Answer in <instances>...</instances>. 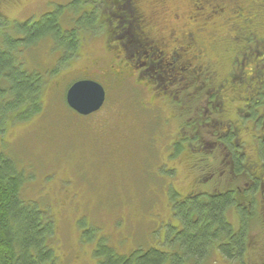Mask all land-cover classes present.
<instances>
[{
	"label": "rangeland",
	"instance_id": "374dc122",
	"mask_svg": "<svg viewBox=\"0 0 264 264\" xmlns=\"http://www.w3.org/2000/svg\"><path fill=\"white\" fill-rule=\"evenodd\" d=\"M94 1L0 0L2 47L4 38L21 37L25 21H37L47 12H57L64 28L59 35L62 44L52 37L41 38L40 33L37 41L21 45L18 59L22 68L37 70L47 78L43 109L26 120L8 119L0 134V151L11 157L27 177L23 195L28 204L38 208L46 221L48 215L52 217L55 236L50 242L56 264H94V251L101 239L121 253L150 248L170 233V219L176 222L171 214L176 201L172 193L176 191L182 197L200 186V173L191 168L190 159L174 156L171 147L173 140L187 136L189 128L187 132L181 128L184 117L175 114L173 101L153 98L150 91L137 87L135 75L145 64L139 68L131 64L136 52L143 54V48L121 52L117 39L107 29L109 18L104 21L113 9L103 2L108 0H99L98 5H93ZM198 1L142 0L147 30L157 33L161 40L172 39L175 30L181 33L194 29L199 35L194 6ZM92 6L98 22L92 20ZM113 7L116 18L108 16L114 22L121 21L122 14L116 12L115 4ZM88 20L90 28L83 30ZM97 24L100 26L95 27ZM75 25L80 27L75 30L76 53L68 38L72 32L69 29ZM213 26L206 25L203 36L210 37ZM28 28V32L35 30L31 25ZM195 47L201 49L200 42ZM141 59L146 60L143 56ZM229 64L221 68V73L228 71ZM113 70L124 73L121 84L110 80L108 74ZM86 75L104 85L106 101L97 112L81 115L68 105L66 93L74 81ZM230 105L234 112L236 104ZM243 138L250 143L251 133ZM212 163L219 167L218 161ZM219 179L215 177L212 183L222 188L217 184ZM223 181L224 186H235L233 179ZM249 228V240L253 238L256 245L248 248L249 257L254 262L264 261V216L252 219ZM218 257L216 264H223Z\"/></svg>",
	"mask_w": 264,
	"mask_h": 264
},
{
	"label": "flooded vegetation",
	"instance_id": "af4514ba",
	"mask_svg": "<svg viewBox=\"0 0 264 264\" xmlns=\"http://www.w3.org/2000/svg\"><path fill=\"white\" fill-rule=\"evenodd\" d=\"M141 3L142 0L136 1L135 12L130 14L129 19L125 18V14L121 15V26L123 30L130 28L136 33L137 38L132 39V43L140 44L143 38L149 40L143 55L146 59L142 62L144 68L149 62L165 64V71H162L168 77L164 88L177 97L182 95L180 106L184 110V125L181 128H186V132L187 128L189 130L182 138L178 132L180 138L173 140L171 147L183 140L182 151L177 155L190 159L191 168L200 173L197 180L199 188L177 200L179 206H184L183 210L187 206L188 221L177 212L175 201L171 214L176 222L170 219V233L144 250L164 252L167 264H206L207 261L189 255L182 244L186 233L190 236L196 234V230H191L199 220L196 207L205 209L206 219L212 200L234 192L232 206L223 212L224 222L232 231L231 239L237 236L242 226L241 218L238 219L240 208L254 214L253 208L256 207L258 215L264 216V0H199L194 3L198 17H191L199 20V35L194 29L181 33L175 30L170 40H161L157 33L147 30V16L139 9ZM127 23L130 25L127 26ZM209 23H213L214 32L210 37L203 36ZM122 38L120 46H126L130 40ZM198 42L201 49L195 47ZM228 62V71L221 73V68ZM158 75L161 77V74ZM229 102L236 104L234 112ZM245 133H251L250 143L244 140ZM206 136L211 138L207 140ZM214 160L218 161V168L212 163ZM217 176L220 177L217 184L222 188L212 183ZM227 177L233 179L235 186L223 185V179ZM212 230V235L217 232L216 236L210 239L203 256L217 255L223 264H264V261L254 262L249 257L248 248L256 246L253 238L250 244L247 242L241 259L238 256L225 259L224 248L230 245V238L219 225L213 226ZM97 251L98 248L94 251L96 258L92 262L104 264L106 257L97 256Z\"/></svg>",
	"mask_w": 264,
	"mask_h": 264
},
{
	"label": "trees",
	"instance_id": "16d2710c",
	"mask_svg": "<svg viewBox=\"0 0 264 264\" xmlns=\"http://www.w3.org/2000/svg\"><path fill=\"white\" fill-rule=\"evenodd\" d=\"M136 1L137 0H122V3L119 2V0L103 1L107 6L113 9L112 12L107 13L104 21L106 22L109 18L107 29L111 31L110 35L112 38L117 39V47L121 49V52L124 49L134 51L138 46L139 48H143V54L136 52L137 57H134V62L131 64L133 68H138L143 62L141 58L145 54L144 51L148 49L146 42L149 40L143 38V42H140V44L129 42L126 46H120V40H123L122 37L135 40V38H137L136 33L132 32L130 28L123 30L121 26L122 20L115 22L112 20L116 18L113 7L114 4L116 7V3H118L116 12L125 14V18L129 19L130 14L135 12ZM112 2L113 5H111ZM98 4H100V1L95 0L93 5ZM101 5L104 9L107 8L103 4ZM139 9L142 10V7H139ZM95 13L97 15V11H95V8L92 6V20L95 18ZM55 14H57V12L54 14L47 12L41 15L37 21L34 19L25 21L23 23L24 28H22L21 37L14 36L13 39L11 37L4 38L5 45L3 47L0 46V134L5 130L8 119L26 120L34 115L36 116L43 109L42 95L47 83V78H44V74L37 70L23 69L22 62L18 59L20 57L18 51L21 49V45H29L37 41L36 38L40 33H42L41 38L52 37L58 44H62L60 43L62 40L59 39V35L64 28L58 20L59 17ZM108 14L111 16L114 15V18L108 16ZM87 22L88 23H84L83 30L90 28L91 21L88 20ZM96 22L98 21L96 20ZM110 22L112 23L110 24ZM30 25L32 28L35 27V30H30L31 32H28V26ZM126 25L129 26L130 24L127 23ZM98 26L100 25L97 24L95 27ZM37 28H40V30ZM78 28L80 29L79 26L75 25V27L69 29L72 32L69 34L68 38L70 39L69 41H71L70 47H72L74 53H76L78 45V40L75 41V30ZM22 35L24 37L27 35V38H23ZM27 39L31 41L28 43ZM131 54L128 55L130 56ZM149 64L146 69L143 68L139 72V75H135L138 79L137 83L139 84L137 87L150 91L153 94V98L159 96L173 101V104L178 108V110L175 108V114H179V116L182 114L183 116L182 112L184 110L182 106H180V101H183L182 95L177 97L175 93L171 94L169 90L164 88V84L168 77L165 72H163L165 71V64H157V62L156 64L149 62ZM156 71L157 73H155ZM159 71L162 72L160 73ZM158 74H161V77ZM108 75L113 83L116 82L117 85L118 83H122L124 77L123 72L117 70L115 72L113 70ZM80 78L90 77L86 75ZM7 91H9V93ZM19 108L23 109L21 113L17 111ZM183 142L184 141L181 140L175 144L173 149L176 155L181 153ZM262 156L264 157V154H262ZM26 181L27 177L23 169L19 168L16 162L11 157H8L5 152L0 151V264H56V256L50 242L55 236V230H53L55 226L51 222L52 217L48 215L47 210L44 211V213L48 215L46 221L40 214L38 208L30 207L23 195ZM233 193L234 192H231V194L212 200L207 210L208 215L206 219L203 212L205 209L196 207L199 220L195 226L192 225L191 228V230H196V234L190 236L186 233L182 238L184 249L189 252V255L196 257V259H202L203 262L207 261L206 264L214 262L215 256L211 254L206 256L203 255L212 236H216L217 232H214L212 235V227L215 225H219L220 229L224 230L228 239L232 237V231L224 222L226 218L223 212L225 208L232 206L234 201L231 200V196ZM172 197L176 202L178 199L180 200V195L176 192L172 193ZM177 203H175L177 212L188 221L189 213L187 212L189 211L187 210V206H185L183 210L184 206H179ZM257 210L258 208L254 207V214L252 212V215L240 208L238 219L241 218L242 226L237 236H234L232 239L230 238V241H228L230 245L224 248L226 252L225 259H232L236 256H238L239 259L242 258L247 242L248 244L251 242L249 238L247 239L250 234V228L247 226L248 220H250L252 216H254L252 217L253 219L258 216L259 211ZM96 254L99 257H106L107 261H105L104 264H167V255L164 252L154 249L149 251L138 249L129 255L126 253L121 254L113 249V247L107 246L102 239L98 244V251Z\"/></svg>",
	"mask_w": 264,
	"mask_h": 264
},
{
	"label": "water",
	"instance_id": "95a60500",
	"mask_svg": "<svg viewBox=\"0 0 264 264\" xmlns=\"http://www.w3.org/2000/svg\"><path fill=\"white\" fill-rule=\"evenodd\" d=\"M68 105L81 115H89L102 108L106 89L97 80L84 78L73 82L66 93Z\"/></svg>",
	"mask_w": 264,
	"mask_h": 264
}]
</instances>
